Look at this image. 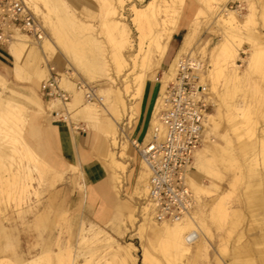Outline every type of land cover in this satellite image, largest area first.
<instances>
[{
	"label": "rangeland",
	"instance_id": "374dc122",
	"mask_svg": "<svg viewBox=\"0 0 264 264\" xmlns=\"http://www.w3.org/2000/svg\"><path fill=\"white\" fill-rule=\"evenodd\" d=\"M23 1L40 24L43 38H26L30 51L25 52L22 61L26 71L23 82L15 81L7 74L13 58L5 53V65L0 63V76L6 81L2 77L0 79L5 82L6 88H1L0 102H10L28 112L24 138L39 156L41 155L29 144L26 132L32 117L39 116L31 111L36 104L37 95L49 104L59 102L43 96L41 86L47 79L56 77L59 87L69 96L67 105L64 106L65 102L59 104L58 110L53 109L57 110L54 113L74 115L72 122L81 123L88 129L96 130L98 134L111 130L110 116L115 117L111 106L122 107L124 102L127 112L117 121L116 142L114 145L109 140V143L104 142L103 155L98 158L102 163L103 157L108 153L105 151L109 149L114 152L115 159L129 163L128 169H132L135 177L132 181L130 178V182L125 180L119 196L110 189L112 207L104 221L97 219L92 206L85 199V184L80 171L77 174L67 172L64 180L53 187L48 182L49 172L43 171L44 181L31 175L34 178L31 180V187L21 197L0 184V264H122L102 246L103 242L80 241L83 236L82 226L86 229H104L114 238L110 242L113 247L116 244L125 248L131 244V254L135 260H126L127 264H142L144 249H149L163 264H168L148 242L146 229L139 230L140 224L146 223L140 214L141 207L149 205L146 188L148 174L146 172V178L139 185L140 189L135 192L136 179L145 167L140 163L137 150L127 140L123 129L129 125L127 115L130 114V120L133 119L141 100L135 83L138 80L136 77L144 74L142 65L160 64L157 78L162 79L158 82L162 85L165 79L168 83L171 77L174 78L176 62L183 58L203 66L200 83L205 88L207 115L214 114L216 110L222 114L217 129L208 126L206 117L205 142L200 149L215 143L227 150L230 148L227 156L215 155L216 160L206 162L200 169L197 168L195 159L193 161L190 177L203 185L205 190L197 193L189 186L196 200L189 215H194L201 228L203 246L199 251L198 248L193 249L194 255L187 264H264V0H222L221 3L220 0H108L113 5L110 9L114 7L116 10L115 19L121 22L120 28L110 22L114 15L104 10L106 0H38L37 4L30 0ZM33 5L38 6L39 14ZM146 6L147 10L143 12L148 15L155 10L160 11L159 26L153 28L151 34L140 28L134 11L135 8L144 10ZM225 11H233L239 22L249 19V26L242 30L239 28L233 32L228 31L221 21ZM109 14L112 15L111 18ZM69 17L73 20L67 19ZM182 26H185L186 33L178 53L169 67L163 69L162 62L171 38ZM123 28L125 32L121 30ZM167 32L171 33L167 35ZM12 36L8 43H0L5 51L11 43L16 42L17 37L26 34L14 31ZM154 36L155 41L152 40ZM48 39L53 42L54 47L47 43ZM154 42H157V48ZM222 44H231L238 50L234 68L237 71L223 67L226 64L221 53ZM48 45L52 49H47ZM252 54L259 56L257 65L250 61ZM112 55L120 56L122 64L127 65L125 71L118 74L113 67L115 63L112 62ZM104 62L112 65L110 71L102 66ZM14 63L13 59V65ZM41 70L46 73H40ZM89 74L94 80L88 78ZM110 78H113V82ZM127 81L131 85L128 91ZM161 91L156 96L155 119L164 89ZM88 103L98 107L100 117L95 126L84 118H79V114L75 115L76 112L81 113L82 107ZM242 109L251 124L250 128L243 125L240 117ZM155 119L152 115L153 122ZM8 130V125L0 121V138ZM123 141H127L128 145L123 144L120 148V142ZM13 146L20 148L21 144H8L6 149L0 151V167L14 162L13 160L20 161L18 156L11 153ZM219 150L214 152L219 154ZM128 154L132 160L124 158ZM26 159L22 162L27 161ZM106 164L112 166L109 161L105 163L106 169ZM15 165L16 163L12 167ZM139 195L142 198H137ZM148 207L152 210L151 205ZM133 209L135 213L131 217ZM224 211L229 215L226 216ZM150 216L158 224L162 223L155 220L153 210ZM84 235L91 238L88 232ZM204 247L207 249L204 250ZM67 250L71 251V258L59 260L56 253L62 251L66 254ZM176 258H172V264H183L182 260Z\"/></svg>",
	"mask_w": 264,
	"mask_h": 264
},
{
	"label": "bare ground",
	"instance_id": "6f19581e",
	"mask_svg": "<svg viewBox=\"0 0 264 264\" xmlns=\"http://www.w3.org/2000/svg\"><path fill=\"white\" fill-rule=\"evenodd\" d=\"M32 1V3L37 4L38 0H30ZM29 1V2H30ZM48 1V0H47ZM53 1V0H52ZM104 1V0H103ZM102 1V4H103ZM217 1V0H216ZM222 0L219 1V3H221ZM226 1V0H225ZM44 2V1H43ZM50 2V1H49ZM118 2V1H117ZM120 3V2H119ZM217 3V5L219 4ZM29 4V3H28ZM48 4V3H47ZM152 4V3H151ZM51 5V2H50ZM111 2H109L108 0H106L104 2V6L105 9L107 10L109 13L111 12L114 16L112 17V15L110 16V18L112 17V21L115 25V27H119V25H121L120 21L115 19L116 16V10L113 7L112 9H110L111 6ZM30 6V5H29ZM34 6V5H33ZM48 6V5H47ZM104 6H102L104 8ZM113 6V5H112ZM208 6V5H207ZM153 7V6H152ZM155 7V6H154ZM157 7V6H156ZM211 7V6H209ZM46 8V6H45ZM35 11L38 13L40 10L38 8V6H34ZM50 9V8H49ZM48 9V10H49ZM149 9V7H148ZM153 9V8H152ZM47 10V12H48ZM54 10V9H53ZM52 10V11H53ZM147 10V6L146 8L143 9H138L135 8V15H136V19L138 20L137 22L140 23V28L143 30H146L150 32H152L153 28H156V26L159 24V20H158V16H159V10H155V12H151L150 15L146 14L145 11ZM34 11V12H35ZM51 11V12H52ZM104 11V12H107ZM147 11V13H148ZM166 11V10H165ZM164 11V13H165ZM50 12V11H49ZM163 12V11H162ZM39 14V13H38ZM51 14V13H50ZM70 14V13H69ZM105 13H103L104 15ZM161 14V13H160ZM238 14V13H236ZM66 15V14H65ZM73 15V14H72ZM234 12H230V11H225L224 14H222L221 16V21L223 23V25L225 26V28H227L228 31L233 32L234 30H237L240 28V30L242 29H246L247 25H248V21L249 19H246L244 22H239L237 20V18L234 16ZM70 16V15H69ZM105 16V15H104ZM108 16V15H107ZM44 17V16H43ZM65 17V16H64ZM75 17V16H74ZM72 17V18H74ZM108 18V17H107ZM250 18V17H249ZM70 20V17L67 18ZM105 19V18H104ZM220 20V19H219ZM251 20V19H250ZM69 21V20H68ZM105 21V20H104ZM107 21H109L107 19ZM105 21V22H107ZM74 22V21H72ZM106 25V24H105ZM163 25V24H162ZM159 26V25H158ZM166 26V25H165ZM249 26V25H248ZM105 27V26H104ZM162 27V26H161ZM107 28V27H106ZM224 28V29H225ZM140 29V30H141ZM163 29V28H162ZM125 32V29H121ZM139 30V31H140ZM143 30V31H144ZM161 30V29H160ZM166 30V29H165ZM239 30V31H240ZM155 31V30H154ZM169 31V30H168ZM148 32V33H149ZM158 32V31H157ZM141 33V32H140ZM171 32H167V35L170 34ZM228 33V32H227ZM237 33V32H236ZM242 33V32H241ZM145 34V33H143ZM159 34V33H158ZM164 34V33H163ZM232 34V33H231ZM235 34V33H234ZM18 35V34H17ZM240 34H238L239 36ZM143 36V35H142ZM148 36V34H147ZM151 36V35H149ZM163 36V35H162ZM166 36V35H165ZM233 36V35H232ZM231 36L230 39H232L233 37ZM236 36V35H235ZM234 36V37H235ZM237 36V37H238ZM17 37V36H16ZM109 37V36H108ZM112 37V36H110ZM141 37V36H140ZM145 37V36H143ZM169 37H171V35H169ZM27 36H19L16 38V42L11 43L10 46L8 47V53L9 55L14 59L15 63L13 65V77L15 81L18 82H23L24 77H25V69L22 65V61H23V57L25 52L29 50V45L27 44V40H26ZM113 38V37H112ZM111 38V39H112ZM142 38V37H141ZM140 38V39H141ZM163 38V37H161ZM168 38V36H167ZM110 39V38H108ZM110 39V40H111ZM156 36H154V40L155 41ZM165 39V38H164ZM236 39V38H234ZM91 40V39H90ZM114 39H112L113 41ZM158 40V39H157ZM156 40V41H157ZM160 40V39H159ZM169 40V39H168ZM89 41V39H88ZM94 42V40L92 39L91 42ZM234 41V40H233ZM90 42V41H89ZM92 42V43H93ZM127 42V39H126ZM143 42V41H142ZM167 42V41H166ZM229 42V41H228ZM47 43L54 47L53 42H51V40H47ZM111 43V41H110ZM149 43V42H148ZM150 43L152 44L151 40ZM163 43V42H162ZM232 43V42H231ZM236 43V42H235ZM150 44V45H151ZM155 44V42H154ZM159 44V43H158ZM233 44V43H232ZM47 47L51 48V47ZM93 45V44H92ZM143 45V44H142ZM149 45V46H150ZM156 48H157V42H156ZM162 44H160L161 46ZM222 57L225 59V64L223 65V67L225 68H232V71H235L234 68L235 66V60L238 58V50L235 49V46H232L231 44H227L224 45L222 44ZM235 45V44H234ZM239 45V44H238ZM99 46V45H98ZM163 46V45H162ZM240 46V45H239ZM260 46V45H259ZM44 47V46H43ZM97 47V46H96ZM153 47V46H152ZM45 48V47H44ZM164 48V47H163ZM239 49V47H237ZM34 49V48H33ZM52 49V48H51ZM50 49V50H51ZM98 49L100 50V48L98 47ZM149 49V48H148ZM154 49V48H153ZM260 49V48H259ZM160 50V49H159ZM164 50V49H163ZM262 50V49H260ZM57 51V50H56ZM255 52V51H254ZM258 52V51H257ZM260 52V51H259ZM258 52V53H259ZM146 53V52H145ZM262 53V52H261ZM260 53V54H261ZM115 54V53H114ZM150 54V53H149ZM160 54V53H159ZM164 54V53H161ZM256 54V52H255ZM253 55V54H252ZM251 55V56H252ZM257 55V54H256ZM113 56V55H112ZM261 56V55H260ZM114 57V56H113ZM258 57L259 56H255L253 55V57H251L250 61L254 64L257 65L258 64ZM147 58V57H146ZM150 58V57H149ZM145 59V58H144ZM148 59V58H147ZM113 60V59H112ZM121 58L119 55L114 57V60L112 61L113 64L115 63V65H113L114 69L119 73H122L123 70L125 71V68L127 67V65H123L121 62ZM146 61V59H145ZM150 61V60H149ZM260 61V60H259ZM101 62V60L99 61ZM107 62V61H106ZM106 62H104L102 64V66L106 69V71H110L112 67V65H108ZM147 62V61H146ZM185 58L180 59L179 61L176 62L175 65V75L174 78L171 77V79L169 80L170 82H172L175 77L178 75V72L180 71V67L185 65ZM149 63V62H148ZM145 64V63H144ZM198 65V68L201 69L202 65L200 63H196ZM160 65V64H159ZM159 65H142V70L144 74H138L139 76L136 77L138 78V80H136V92H138V94H141L142 97V93L144 88L147 86H150L151 88L153 87L154 89L157 87V85L155 84V82H161L162 79L157 78L158 75V71H159ZM192 65H194L192 63ZM248 66V65H247ZM133 67L135 68L136 65H133ZM103 68V69H104ZM104 69V70H105ZM90 70V69H89ZM237 71V70H236ZM105 72V71H104ZM147 72V74H146ZM219 72V71H218ZM42 74H45L46 71L45 70H41ZM95 74V72H93ZM111 73V72H110ZM107 74V73H106ZM128 74V73H127ZM131 74V72H130ZM38 75V74H37ZM88 75V74H87ZM108 75V74H107ZM111 75V74H109ZM129 75V74H128ZM137 76V75H136ZM111 77V76H109ZM90 80L93 79L94 77H92L91 74H89L88 77ZM127 78V77H126ZM108 79V78H107ZM94 80V79H93ZM110 80H112L113 82V78H110ZM172 80V81H171ZM167 79H165L164 83L162 85L158 86V93H161L162 89L165 90V88L167 87V85L170 83ZM91 82V81H90ZM115 82V81H114ZM201 82V80H200ZM6 88L5 82L0 79V99H1V95H2V89L1 88ZM131 88V85H129V82H126V91H128ZM4 90V89H3ZM130 93V92H128ZM127 93V94H128ZM163 95V94H162ZM110 97V96H109ZM120 97V96H119ZM134 97V96H133ZM132 97V98H133ZM138 96L136 95V98ZM121 98V97H120ZM135 98V99H136ZM151 98V97H150ZM55 101H59L58 99H54ZM116 100V99H115ZM133 100V99H132ZM117 101V100H116ZM161 101V100H160ZM63 102H58L57 104L54 103H50L48 105L49 110H53V109H57V106L59 104H62ZM117 103V102H116ZM67 105L66 103L64 104V106ZM37 106V105H36ZM130 106V105H129ZM114 109V113H115V117L110 116V120L112 121V125H111V130H105L104 133H100L98 136H100L102 144L104 142H110V144L114 145L116 142V128H117V121L123 117L125 111L127 112L126 109V105L124 104V102H122V107H119L117 105L111 106ZM47 108V109H48ZM130 108V107H129ZM131 109V108H130ZM243 110V109H242ZM82 112L78 113L76 112L75 115L79 114V118L82 117L84 118V120H86L88 123L92 124L95 126V124H98V107L95 104H86L82 107ZM160 111V108H159ZM158 111V113H159ZM241 111V110H240ZM157 113V114H158ZM221 113V112H220ZM81 114V115H80ZM106 114V113H105ZM74 115L71 116V119H74L73 117ZM131 116V115H130ZM73 117V118H72ZM207 121H208V126H212V128H216L219 127V122L222 118V114H219V111L216 110V112L214 114H208L207 116ZM240 117L243 119V125L246 126L247 128L251 127V124L248 120V117L246 115V113L241 112ZM77 119V117H75ZM131 118V117H130ZM226 118V117H225ZM27 119H28V112L26 113V111L21 108V107H17L14 106L12 103L10 102H0V121L5 122L8 125V133L4 136H1L0 138V151L2 149H6L7 145L9 144H14L16 143H20L21 147H14L13 146V150H12V155L18 156L20 158V161H16L13 160L14 162H9L8 165H3L4 163H2L3 166L0 167L1 171H0V184H3L6 188H8L10 191L12 190L17 196H23L24 194L26 195V193H28V189L31 187V180H33L34 178H31V175H35L37 176V178L39 180L44 181V174L43 171H47L49 172V178H48V182L50 183V185L53 187L55 186L57 183L61 182L63 180V173H60L58 171H56L55 169L51 168L45 161H43L42 159H40V157L38 155H36L31 149L30 147L26 144L24 138H23V131L25 128V125L27 123ZM101 120V118L99 119ZM33 121V120H31ZM84 121V123L86 122ZM86 122V123H87ZM107 122V121H106ZM87 123V124H88ZM101 124V122H100ZM207 124V123H206ZM102 125V124H101ZM104 125V124H103ZM102 127V126H100ZM109 127V126H108ZM240 127V126H239ZM238 127V128H239ZM103 128V127H102ZM101 128V129H102ZM104 129V128H103ZM253 131V130H252ZM241 135V134H240ZM35 140V139H34ZM230 140V139H229ZM210 141V140H209ZM108 142V143H109ZM230 142V141H227ZM228 144V143H227ZM128 145V144H127ZM133 145V143H132ZM229 145V144H228ZM231 145V143H230ZM108 146V144H107ZM121 146H123V144H121ZM211 146V145H210ZM204 146L201 149H199L196 154H195V163L197 168H201L206 162L208 161H212V160H216V156L217 157H225V155L227 156V152L229 151V149L227 150L224 146L222 145H218L215 143V145L213 146ZM228 147V146H227ZM129 148V147H128ZM220 149V150H219ZM232 149V148H231ZM215 151L219 150V154L215 153ZM107 153V158H109L110 163L112 166H109L110 164H106L107 165V172H108V183L114 188V190H116L117 192L119 191V189L122 187L123 184V174H125L126 172V168L127 165L125 163H123L122 161H119L117 159L114 158L113 153L109 151V149L106 150ZM17 154V155H16ZM123 154V153H122ZM231 154V153H230ZM121 155V154H120ZM124 155V154H123ZM230 156V155H229ZM27 158V159H26ZM124 158H128V156H125ZM24 159H26L27 161L22 162ZM1 161V160H0ZM16 163V165L14 167L13 164ZM213 167V166H212ZM73 171L77 170V168L75 169L74 166L72 167ZM70 170V171H71ZM77 172V171H76ZM249 172V171H248ZM128 173V172H127ZM146 178V171L143 170V174H142V179L144 180ZM28 182H25L26 180ZM139 179V178H138ZM30 180V181H29ZM139 182V181H138ZM188 182V186H191L193 188V190L195 192H202L203 191V185L199 184L197 181H195L194 178L192 177H188L187 179ZM2 186V185H1ZM110 186V187H111ZM139 186V185H137ZM208 187V186H207ZM4 188V187H3ZM205 190V189H204ZM11 191V192H12ZM117 194V193H116ZM145 195V194H144ZM118 196V195H117ZM138 198H142L140 195L138 196ZM144 198V197H143ZM144 200V199H143ZM150 205V203H149ZM149 205H143L141 207V216L142 219H144L146 221V223H141L140 224V229L139 230H144L146 229V238L148 240V242L156 249L157 253H160L161 256L164 257L165 260H167L168 264H172L173 260L172 258L177 257L179 260H182L183 264H187L188 261L190 260V258L194 255V248H198V251L200 249V247H202V241H201V236H202V231L201 228L197 225L198 223L195 221L194 219V215L190 216H184L181 219H174L168 223H160L158 224L157 222L154 221L153 216H150L151 208H149ZM220 205V204H218ZM222 206V205H220ZM152 207V206H151ZM217 207V206H216ZM222 209V208H221ZM224 209V208H223ZM219 212V209H218ZM225 215H226V211H224ZM222 215V214H221ZM229 215V214H228ZM226 215V216H228ZM196 216V215H195ZM131 217H133L131 215ZM225 217V216H224ZM208 219V218H207ZM201 221V220H200ZM98 226V225H97ZM92 227V226H91ZM205 227V226H204ZM71 231V230H70ZM83 232V236L81 237L82 242L84 241H88V240H92L93 241H101L103 242V247H105L107 250H109V254H111L114 257H117L122 264H127L126 260H130L133 259L135 260V258H133L132 254H131V250L133 249L132 245L129 244L128 247H121V246H116V244H114L115 246L113 247V245L110 243L114 240V238L112 236H109V234L104 231V229H101L99 227L97 228H85L82 226L81 229V233ZM90 233V237L88 238L84 235V233ZM208 232V231H207ZM103 233V234H102ZM87 235V234H86ZM105 235H108V237H105ZM88 236V235H87ZM86 241V243H87ZM115 242V241H114ZM82 245V244H80ZM79 245V246H80ZM83 246V245H82ZM84 247V246H83ZM153 248V249H154ZM76 249V248H75ZM207 249L206 247H204V250ZM72 250V248H71ZM68 252L66 254L62 253V251L56 253L57 258L59 260H63V259H67L69 260L71 258V251L67 250ZM75 251V250H74ZM206 252V251H204ZM203 252V253H204ZM85 253V252H84ZM87 253V252H86ZM49 254V253H48ZM82 256V255H81ZM54 257V256H53ZM85 257V256H84ZM75 258V257H74ZM176 258V259H177ZM37 260V259H36ZM178 260V261H179ZM32 261V260H31ZM119 261V262H120ZM133 262V261H132ZM166 262V261H165ZM22 263V262H21ZM24 263V262H23ZM74 263V262H73ZM141 263L142 264H163L161 262V260L156 257L149 249H144L143 251V255L141 258ZM27 264V263H26ZM33 264V263H32ZM120 264V263H119Z\"/></svg>",
	"mask_w": 264,
	"mask_h": 264
},
{
	"label": "built area",
	"instance_id": "2783aa9c",
	"mask_svg": "<svg viewBox=\"0 0 264 264\" xmlns=\"http://www.w3.org/2000/svg\"><path fill=\"white\" fill-rule=\"evenodd\" d=\"M14 31L33 40L43 38L40 24L23 0H0V43H8ZM185 61L161 95L149 141L133 142L148 174L147 199L159 222L181 219L196 204L187 179L195 154L205 142L207 103L200 83L203 66L199 69L195 62ZM41 90L53 100L66 103L69 99L56 77L44 81Z\"/></svg>",
	"mask_w": 264,
	"mask_h": 264
},
{
	"label": "crops",
	"instance_id": "0c3cea01",
	"mask_svg": "<svg viewBox=\"0 0 264 264\" xmlns=\"http://www.w3.org/2000/svg\"><path fill=\"white\" fill-rule=\"evenodd\" d=\"M185 33V26H182L173 34L168 45L167 53L162 62L163 69L168 68L177 55ZM6 51L0 46V63L4 65V60L6 59L5 53H8V49H6ZM9 69L7 74L14 79L13 59ZM156 85L157 87L155 89L146 85L141 100L137 104L138 110L134 113L133 119L130 120V114L127 115V124L129 125L126 129H123V131L131 145L133 142L145 144L150 139L152 123H155L152 120V115L155 119L154 115L157 106V102L155 103V101L159 83L157 82ZM48 105L49 102H44L37 95L36 104L31 111L37 113L39 116L32 117L33 121H30L26 132V138L29 144L41 155H38L40 159L45 161L51 168L63 173V180L65 175H68L67 172H69V174H77L78 171L81 172V177L85 184V199L88 204L92 206L97 219L104 221L108 218L112 207L110 189L112 188V192H114L116 196H119L122 187L117 192L107 181L108 172L105 163L109 162L110 159L107 158V154L103 157L102 163L98 158L102 156L104 152L102 150L103 144L101 138L98 136L99 134L96 130H94V132L81 123L72 122L71 116H69L68 113H54L57 112V110H49ZM26 144L28 145L27 142ZM121 144H127V141L120 142V148ZM30 149L37 155L31 147ZM105 152L107 153V151ZM127 153H129V151H127ZM125 159L132 160L133 158L128 154V158ZM123 163L127 165L126 172L123 174L124 184L125 180L126 182H130V178L132 181L135 177V173L132 172V169H128L129 163ZM73 166L75 169L77 168V170H71ZM142 174L143 171L136 179L137 184L135 192L140 189V186L137 185L142 183ZM133 213H135L134 209L131 211V215Z\"/></svg>",
	"mask_w": 264,
	"mask_h": 264
}]
</instances>
